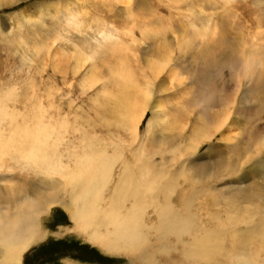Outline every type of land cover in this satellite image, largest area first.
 <instances>
[{"label":"bare ground","instance_id":"6f19581e","mask_svg":"<svg viewBox=\"0 0 264 264\" xmlns=\"http://www.w3.org/2000/svg\"><path fill=\"white\" fill-rule=\"evenodd\" d=\"M11 1L0 0V4ZM126 9L128 23L121 30L126 37L114 36L100 29L101 40L93 48L88 46L87 50L79 47L75 52L73 67H70L76 75L88 63L78 78L80 82L76 78L79 86L86 90L99 80L96 66L105 61L103 66H107L110 75L105 77L96 92L98 98L103 100L102 103H96L101 105L99 109H105V116L99 113L104 124L96 125L90 116L79 120L80 114L76 111L64 110L56 102L58 97L55 99L52 94V86L40 93V77L19 73L16 80H11L9 76L7 83L0 77V172L11 165L18 169L17 179L14 178L16 183L11 180L10 184L0 188V264H23L24 253L45 235L40 229V215L57 204L61 205L74 226L90 242L108 252L128 253L138 264H185L182 259L176 260V263L164 258V261H159L161 256L168 255L170 248H177L176 245L168 246V234L182 241L181 235L188 233L193 223L181 209L175 208L173 199L177 190H181L179 179L185 182L187 177L185 163L181 164L180 169H172L176 162H169V167L165 166L167 161L163 162L161 166L164 167L161 168L151 163L152 154L145 143L152 134V117L146 123L143 144L137 147L136 152L128 149L138 139V128L144 113L159 106V102L152 103V97L155 85L162 84L158 77L167 69L173 56L164 34L171 30L172 24L168 18L165 20L160 17L156 25H144L137 20L138 16L130 13V6ZM137 28L140 29L139 37L134 35ZM196 28L200 37L213 39L214 27ZM151 37L162 45L158 44L147 57L146 64H139L136 71L132 64H138V46L142 40L144 42ZM184 44H187L185 39L178 42L179 49L186 46ZM44 45L45 40L42 41V48L46 47ZM249 49L238 61L236 77L240 84L242 78L254 77L259 82L264 72L262 46L254 44ZM35 51L38 53L40 48ZM245 51L242 50L243 53ZM101 53L108 59L104 60ZM169 72V75H176L174 69ZM232 99V106L211 118L208 125L199 122L187 134L184 133L186 127L177 132L180 138L186 134L188 139L184 140L181 149H175L178 155L176 159L188 155L191 153L189 148L194 150L199 143L209 141L212 135L225 127L233 112ZM169 123L174 129L175 122ZM182 123L186 125L188 119L184 117ZM249 143L251 150L243 152L247 153L246 157L244 154L241 157L237 155L238 161L242 158L245 163H249L256 158L264 147V134L259 138H251ZM186 149L187 152L184 151ZM250 152L252 155H249ZM197 188L194 185L189 196L183 195L185 197L180 199L181 208L188 211L193 207L192 199H196ZM197 192H200L199 188ZM151 208L156 220L152 219ZM244 212L245 217L238 209H234L231 216L235 224H242L245 220L244 237H241L244 229H236L230 238H224L222 223L217 231L209 229L198 238L195 236L183 243V246L186 243L192 246L185 250L186 262L264 264V201Z\"/></svg>","mask_w":264,"mask_h":264},{"label":"rangeland","instance_id":"374dc122","mask_svg":"<svg viewBox=\"0 0 264 264\" xmlns=\"http://www.w3.org/2000/svg\"><path fill=\"white\" fill-rule=\"evenodd\" d=\"M127 6H130V13L138 16L137 20L144 25L154 26L160 17L165 20L168 18L172 24L171 30L164 34L173 56L167 69L158 77L162 84L155 85L152 97V103L159 102V106L144 113L138 128V139L128 149L136 152L137 147L143 144L146 123L152 117V134L145 143L152 154L151 163L161 168L164 167L161 166L163 162H168L165 164L167 167L169 162H176L172 169H180L181 164L185 163L187 177L185 182L179 179L181 190H177L173 199L175 208L181 209L193 223L189 232L181 235L182 241L168 234V246L176 245L177 248H170L169 256L163 255L159 261L164 258L176 263V260L182 259L185 264H190L184 259V254L192 246L188 243L183 246L184 242L195 236L198 238L209 229L217 231L222 223L224 238H230L236 229H244L241 235L244 237L246 222L232 223L233 210L238 209L245 217L244 210L250 207L254 209L264 201V147L249 163H245L242 158L241 162L238 161L237 156L244 154L246 157L247 153L243 152L251 150L248 146L251 138H259L264 134V72L259 82L254 77L242 78L240 84L236 77L238 61L249 48L260 44L264 54V0H12L11 3L0 4V77L6 83L9 78L18 79L19 73L40 77V93L52 86V94L55 99L58 97L56 102L64 110L76 111L80 114L79 120L90 116L96 125L104 124L99 113H105V109H99L101 105H98L103 100L98 98L97 93L105 77L110 75L107 66L104 67L105 61L96 66L99 80L86 90L79 86L78 78L88 63L76 75L70 67H73L76 50L79 47L87 50L88 46H96L97 41L101 40L102 30L114 36L126 37L121 30L128 23ZM71 15L75 16L74 19ZM68 20L77 23L72 24ZM202 26L210 29L214 27L213 39L198 35L196 27ZM139 31L134 32L136 37H139ZM183 39L187 44L179 49L178 42ZM43 40L46 42L45 49L42 48ZM34 42L38 45L34 46ZM158 44L161 43L152 37L141 41L138 46V64H132L136 71L141 64H146L147 57ZM38 48L39 55L35 51ZM103 57L104 60L108 59L105 55ZM171 69L176 75H169ZM230 99L233 112L225 127L212 135L209 141L194 147L195 152L189 148L191 153L176 159L178 155L175 149L183 147L189 130L199 122L208 125L211 118L232 106ZM94 108L104 112L95 109L96 112ZM184 117L188 119L186 125L182 123ZM169 121L175 122L174 129ZM183 127H186V134L180 138L177 132ZM252 129L256 136L252 134ZM10 167L0 172V188L10 184L11 180L16 183L18 169L15 165ZM194 185L200 192H197V188L196 199H192L193 207L186 211L181 208L180 199L189 196ZM149 210L152 219L156 220L152 208ZM39 222L45 235L24 253L23 264H138L128 253H111L90 242L59 204L41 214Z\"/></svg>","mask_w":264,"mask_h":264}]
</instances>
